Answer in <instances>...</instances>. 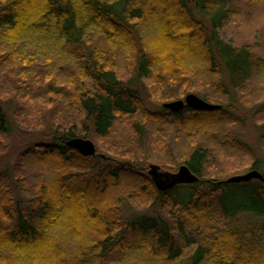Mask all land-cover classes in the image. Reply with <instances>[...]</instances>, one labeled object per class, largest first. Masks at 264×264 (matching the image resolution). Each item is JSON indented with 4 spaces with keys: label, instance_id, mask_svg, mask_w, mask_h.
Instances as JSON below:
<instances>
[{
    "label": "trees",
    "instance_id": "trees-1",
    "mask_svg": "<svg viewBox=\"0 0 264 264\" xmlns=\"http://www.w3.org/2000/svg\"><path fill=\"white\" fill-rule=\"evenodd\" d=\"M239 1L0 0V159L27 145L0 173V264H264V182L224 183L264 177V60L219 37ZM188 94L221 108H148ZM150 163L199 180L158 192Z\"/></svg>",
    "mask_w": 264,
    "mask_h": 264
},
{
    "label": "rangeland",
    "instance_id": "rangeland-1",
    "mask_svg": "<svg viewBox=\"0 0 264 264\" xmlns=\"http://www.w3.org/2000/svg\"><path fill=\"white\" fill-rule=\"evenodd\" d=\"M192 11L194 14V17L204 22V24L207 26L204 19H202L197 12V10L192 7ZM233 11H235L234 17L223 26V28L219 31V34L225 42L231 44L232 46L241 47V46H249L251 49V53L256 58L264 60V1L259 3H251L248 1H239L233 6ZM130 70V63H128L125 68L123 69L122 73H127ZM145 96V95H144ZM146 98V97H145ZM147 99V98H146ZM180 100V99H173V100H165L156 104V103H149L148 101V108L155 112L157 108L162 107L163 104ZM214 104V103H212ZM215 105H218L215 103ZM243 102L239 101L237 104L238 109L240 111L237 113L238 116H242V119L245 121V126L243 131L240 132L237 129L239 140L243 141L253 149L256 148L255 143L257 139V133L254 129L255 126L252 122L251 118V111L248 107L243 106ZM14 105L10 102L0 100V110L5 111L4 113L6 116H11V113L14 109ZM93 145L96 148V155H100L101 157H104V154L101 153V150L98 147V144L93 141ZM11 144L8 145V149L4 155L1 156L0 159V173H4L12 167L14 164V161L16 159L17 154L26 148L27 145L20 146L17 142L11 141ZM107 157H110L114 160H116V154L105 152ZM150 165H156V163H150ZM149 166V165H148ZM160 167V166H158ZM161 169V167H160ZM164 169H161L163 171ZM148 169L146 170V172ZM249 170H241V171H231L228 172L225 176V179L227 180L230 177L242 175L248 172ZM130 213H134L133 210L129 209H123V216L124 218L128 217Z\"/></svg>",
    "mask_w": 264,
    "mask_h": 264
},
{
    "label": "water",
    "instance_id": "water-1",
    "mask_svg": "<svg viewBox=\"0 0 264 264\" xmlns=\"http://www.w3.org/2000/svg\"><path fill=\"white\" fill-rule=\"evenodd\" d=\"M162 107L173 113L182 111L185 107L196 111L206 112L215 111L221 108L219 105L208 103L194 94H188L183 99L165 103ZM65 146L68 147V149L77 151L83 157H92L96 155L95 145H93V142L88 139L72 138L65 143ZM148 176L152 178L158 192L169 191L178 185H192L199 180V178L193 174L186 165L180 166L175 173L161 171L158 165H149ZM251 180H260L264 182V177H262V174L258 171L250 170L245 174L230 177L225 180L224 183L238 184L247 183Z\"/></svg>",
    "mask_w": 264,
    "mask_h": 264
}]
</instances>
